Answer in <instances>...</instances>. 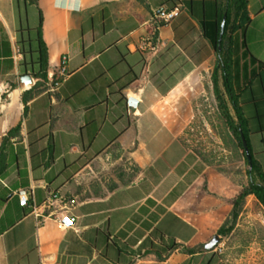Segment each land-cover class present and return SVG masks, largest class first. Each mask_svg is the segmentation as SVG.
<instances>
[{
  "label": "crops",
  "instance_id": "1",
  "mask_svg": "<svg viewBox=\"0 0 264 264\" xmlns=\"http://www.w3.org/2000/svg\"><path fill=\"white\" fill-rule=\"evenodd\" d=\"M167 1L39 0L50 72L67 54L69 76L25 113L24 93L38 81L39 9L0 0V147L21 124L0 176V264H223L204 245L225 218L193 210V162L170 106L184 83L212 79L216 52L187 5L160 29L157 52L140 48L152 9ZM249 12L246 45L264 62V0H249ZM254 89L248 136L264 167V76ZM65 210L75 228L59 223ZM173 241L197 250L165 260L147 252L166 256Z\"/></svg>",
  "mask_w": 264,
  "mask_h": 264
},
{
  "label": "rangeland",
  "instance_id": "2",
  "mask_svg": "<svg viewBox=\"0 0 264 264\" xmlns=\"http://www.w3.org/2000/svg\"><path fill=\"white\" fill-rule=\"evenodd\" d=\"M170 102L172 108L180 110L179 137L194 158L193 170L198 172L191 186L193 210L211 216L219 209L225 221L229 219V227L234 222L233 202L249 185L250 166L221 115L210 73H202L198 82L184 83ZM220 228L211 230L208 241ZM220 236L215 250L223 264H264V205L255 195L242 204L232 231Z\"/></svg>",
  "mask_w": 264,
  "mask_h": 264
},
{
  "label": "trees",
  "instance_id": "3",
  "mask_svg": "<svg viewBox=\"0 0 264 264\" xmlns=\"http://www.w3.org/2000/svg\"><path fill=\"white\" fill-rule=\"evenodd\" d=\"M17 1L19 5L23 4L25 8L30 5H37L39 9V25L36 29L39 43L37 49L39 53L37 60L39 70L33 71V74L38 78V81L31 89L24 93L23 99L26 104V113L28 110V102L42 91L46 90L48 86H53L54 82L49 78L52 63L44 40V15L39 7V0ZM167 2L170 8H174L178 5H187L191 14L199 18L202 23L204 34L210 40L217 57L212 73V83L214 94L218 101L219 110L230 130L238 138L239 145L243 150L249 166L250 163L241 139V129L246 134L252 153L253 164L252 168L248 171L250 176L249 185L241 191L233 202L231 215L234 222L228 227L229 219H227L219 229V234L228 235L232 231L234 223L240 215L242 204L248 196L255 195L264 205V167L255 157L249 141L250 117L246 114L245 108L246 104H253V102H256L254 97L249 98V100L247 97L249 95H254L256 92L254 89L255 79H261L264 76V62L256 58L246 45L245 33L251 21L249 0H201L199 4L193 0H168ZM225 14H227V21L222 40H220L221 25ZM240 51L241 56L239 55ZM57 79L58 76L55 74L54 80ZM221 80H223V88L221 86ZM245 99H247V101ZM20 133L21 124L12 128L4 137L3 143L0 147L1 177L4 176L8 168V163L4 159V150L11 143L12 138L19 136ZM193 160L194 158L191 157L192 162ZM197 173L198 172L194 170L191 172V180L197 176ZM172 194L176 195V191ZM165 247L167 249L166 256L157 249H149L147 252L155 253L159 259L165 260L178 248H182L188 253H194L197 250L196 247H187L176 241H173L170 245H165Z\"/></svg>",
  "mask_w": 264,
  "mask_h": 264
},
{
  "label": "built area",
  "instance_id": "4",
  "mask_svg": "<svg viewBox=\"0 0 264 264\" xmlns=\"http://www.w3.org/2000/svg\"><path fill=\"white\" fill-rule=\"evenodd\" d=\"M181 5L170 8L166 5L154 7L151 14L152 29L142 38L140 48L149 52H157L160 46L159 31L163 25L171 22L181 11ZM69 55H62L58 68L55 72H50L49 78L54 82L52 86L54 90L59 89L69 76ZM57 74L58 79L54 80ZM31 193L27 189L19 191L20 203L23 206L29 205ZM77 217L69 210H65L58 217V221L62 227L75 228Z\"/></svg>",
  "mask_w": 264,
  "mask_h": 264
},
{
  "label": "water",
  "instance_id": "5",
  "mask_svg": "<svg viewBox=\"0 0 264 264\" xmlns=\"http://www.w3.org/2000/svg\"><path fill=\"white\" fill-rule=\"evenodd\" d=\"M226 21H227V14L224 15L223 21H222V25H221V39L222 40V36L224 34L225 31V25H226ZM23 81H25L26 83H32L33 82V77L31 74H26L23 76ZM241 139L243 142V146L245 149V152L247 154L249 163H250V168H252V164H253V157H252V153L249 147V143L246 137V134L242 131L241 129ZM221 242V236L219 233L215 234L212 239L210 241H208L205 244L206 249L208 250H212L215 249L216 246Z\"/></svg>",
  "mask_w": 264,
  "mask_h": 264
}]
</instances>
